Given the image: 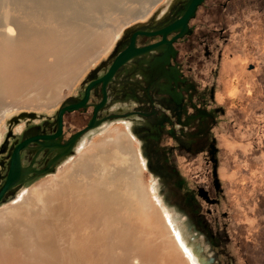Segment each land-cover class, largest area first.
Returning <instances> with one entry per match:
<instances>
[{
    "label": "flooded vegetation",
    "instance_id": "obj_1",
    "mask_svg": "<svg viewBox=\"0 0 264 264\" xmlns=\"http://www.w3.org/2000/svg\"><path fill=\"white\" fill-rule=\"evenodd\" d=\"M177 1L165 0L145 19L127 27L128 37L141 33L134 38L137 60H131L118 69L104 93L101 84L91 88L85 108L63 116L61 135L54 142L64 145L70 136L87 126L94 107L102 104L95 116L99 125L89 135L106 124L123 125L136 142L144 173L155 181L161 201L184 211L172 189L178 177L168 166L167 156L173 153L190 160L200 155L206 168L210 167L207 171L212 180V191L221 192L214 134L220 129V122L227 119L225 105L232 91H228L225 84H219L217 79L223 70L225 78H233L231 74L243 66L240 64L243 60L244 72L254 83V92L249 94L255 96L258 93V98L260 95L264 97V0H202L187 21L186 31L181 37V29L162 36L160 31L181 19L177 16L180 10ZM123 40L122 35L117 38L108 54L87 71L74 92L51 115L29 113L34 115L32 119L25 117L20 120L23 113L20 112L7 121V131L0 143V187L5 180L12 151L29 138L39 139L19 152L20 166L33 171L28 175V179L33 178L29 184L44 177L34 176L44 171L61 153L41 150L40 145L44 141L40 138L53 137L57 132V111L70 99L82 100L86 88L107 74ZM230 66L231 72L228 71ZM256 104L252 109L256 115V126L262 130L264 115L260 111L263 109L259 107L260 101ZM67 115L72 119L65 122ZM223 127L228 129L227 125ZM199 190L205 192L211 202L208 204L203 200L206 205L213 207L217 204L210 198L208 190ZM184 213L188 216L186 211ZM207 213L212 214L213 211L207 210ZM191 220L205 239L190 242L188 236V245L200 246L203 249L201 257L208 264H236L235 259L225 252V243H219L218 232H203L195 220ZM214 228H219L217 222H214ZM201 239L204 247L197 242Z\"/></svg>",
    "mask_w": 264,
    "mask_h": 264
},
{
    "label": "bare ground",
    "instance_id": "obj_2",
    "mask_svg": "<svg viewBox=\"0 0 264 264\" xmlns=\"http://www.w3.org/2000/svg\"><path fill=\"white\" fill-rule=\"evenodd\" d=\"M159 1L138 0L144 10L114 23V33L91 24L70 40L55 32L32 41L0 2V115L52 107L123 26ZM131 138L120 128L107 131L55 178L0 208V264H197L144 183Z\"/></svg>",
    "mask_w": 264,
    "mask_h": 264
},
{
    "label": "rangeland",
    "instance_id": "obj_3",
    "mask_svg": "<svg viewBox=\"0 0 264 264\" xmlns=\"http://www.w3.org/2000/svg\"><path fill=\"white\" fill-rule=\"evenodd\" d=\"M164 1L160 0L151 12ZM0 2L2 6L1 13L9 12L17 17L19 28L27 36L28 41H32L40 34L55 32L58 33V36L60 33L63 40H70L76 33L79 32L80 34L89 30L91 24L95 26L101 24L102 29H108L114 33L117 26L114 23L125 19L130 13L132 15L137 14L146 7L145 5L142 7L143 4H138V0H0ZM59 8H61L60 11ZM55 9H57V13ZM112 9L113 11L110 12ZM121 13L124 16H121ZM131 24L123 26L121 31ZM120 32L118 36H120ZM116 40L108 47L107 53L98 58L96 63L108 54L109 49L112 48ZM243 63V60L240 61L243 66L238 70L236 69L234 74H231L234 76L233 78H225L223 70L217 79L219 84H225L228 91H232L225 105L228 109L227 119L220 122V131L216 130L214 134L218 148L217 172L221 192L215 193L212 191V180L207 171L210 167L206 168L200 155L188 160L183 156H176L172 153L167 156V163L178 177L172 185L176 201L186 211L189 218L195 220L198 229L203 232L210 230L218 232L219 243H225V252L235 259L236 264H264V126L262 130H259L256 126V115H254L252 109L253 105L260 101L259 107L263 109L260 114L264 115V97L260 95L258 98V93L255 96L250 95L254 92V83L252 78L247 77L245 74ZM91 68L92 66L86 68V70L88 71ZM87 71H84L77 78L70 89L62 88L60 90L61 98L52 107L40 110H13L6 113L4 117L0 115V143L7 131V121L11 117L18 115L20 112L51 115L59 104L74 92L75 87ZM228 71H232L231 66L228 67ZM4 101L6 103L10 102L7 99ZM235 113L236 115L233 116ZM71 119L72 116L67 115L64 121L67 122ZM230 122L233 123L232 126ZM225 125L228 129L223 127ZM118 128L126 131L123 125L115 123L99 127L88 138L83 139L78 144L74 154L56 168L53 174L45 175L43 178L25 186L15 196L9 198L5 204L0 205V208L13 204L24 192L36 188L48 179L55 178L65 166L73 162L83 152V149L88 148L94 140L107 131L117 130ZM129 137L131 138L130 135ZM134 144L137 149L136 142ZM140 161L143 163L141 158ZM142 178L146 186L153 193L155 192V199L160 200L165 211L173 219V226L184 234L186 242H188V235L183 225L185 219L180 218V220L175 221L176 214L163 204L157 193L155 181L144 173V168ZM200 188L208 190L210 198L215 199L217 204L213 207L206 205L198 196ZM207 210H211L213 213L208 214ZM214 222L218 223V229L214 228ZM197 242L199 245L205 246L202 239Z\"/></svg>",
    "mask_w": 264,
    "mask_h": 264
},
{
    "label": "water",
    "instance_id": "obj_4",
    "mask_svg": "<svg viewBox=\"0 0 264 264\" xmlns=\"http://www.w3.org/2000/svg\"><path fill=\"white\" fill-rule=\"evenodd\" d=\"M202 0H178L177 3H179L180 10L177 12V16H181V19L179 21L174 22V24L170 25L169 27L165 28L164 30L160 31L159 34H162V36H165L166 34L176 31L178 29H181V35L186 31V23L187 21L192 17L193 12L197 5L200 4ZM141 35L140 32H136L132 34L130 37H128V31L127 27L124 28L120 32V36L122 35L124 37V40L122 43L119 44L116 56L114 60L112 61V66L108 70L107 74L104 75V77L99 80L98 82L90 84L84 93V97L82 100L78 101L75 99H70L71 101L65 105L62 106L56 113V120L55 125L57 128L56 134L51 137H41L44 141L43 144L40 145L41 150L48 149L50 151L57 150L61 154L51 161L47 168L40 172L35 174L36 177H42L48 174H53L55 172V168L62 163L63 161L67 160L74 154V150L76 146L85 138L89 137L90 131L96 129L98 127L99 123L95 122V116L96 113L101 109L102 104L97 105L94 107L93 116L92 119L88 122L87 126L82 129L81 131L73 134L70 136V138L64 143V145L60 146L58 142H54V139L59 138L61 135V127H62V118L65 114H71L75 111H78L79 109H84L86 101L88 99V92L91 88L96 87L98 84L102 85L103 93L104 89L108 85V83L111 81V78L116 73L118 69L123 67L127 62L137 60V54L134 50V38L135 35ZM119 37V36H118ZM117 37V38H118ZM165 63L167 61L166 58ZM30 118L32 119L34 115L23 112L20 116V120H24V118ZM39 138H29L23 142H21L11 153L10 160L8 163V169L5 176V180L0 187V205L5 204L9 200V196L14 194L16 191L21 189L24 185L29 184L33 178L28 179V175L30 173H33L30 169H22L19 162V152L24 150L29 143H36ZM198 196L202 200H204L206 203H211L208 200V197L205 192L202 190H198ZM163 204L167 207L172 209V211L176 214V217L184 218L185 221L183 222V225L185 227V232L188 236H190V242L193 240H198L200 238L205 239V236L202 232L198 231L195 227V224L192 222L191 219L188 218V216L184 213L183 210L176 208V207H170L167 206L166 202H163ZM176 221V220H175ZM180 237L183 241V244L189 251L192 252V257L195 258L197 264H208L202 257L201 253L203 249L200 246H190L187 244L184 234L179 230Z\"/></svg>",
    "mask_w": 264,
    "mask_h": 264
}]
</instances>
